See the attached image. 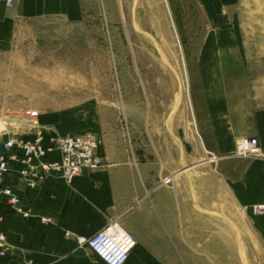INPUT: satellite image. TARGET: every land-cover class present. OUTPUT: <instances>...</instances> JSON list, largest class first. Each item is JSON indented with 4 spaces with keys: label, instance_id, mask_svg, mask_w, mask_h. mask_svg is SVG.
<instances>
[{
    "label": "crops",
    "instance_id": "obj_1",
    "mask_svg": "<svg viewBox=\"0 0 264 264\" xmlns=\"http://www.w3.org/2000/svg\"><path fill=\"white\" fill-rule=\"evenodd\" d=\"M197 3L206 29L192 74L199 142L193 139L218 159L219 178L203 175V181L215 179L224 189L193 188L194 175L180 172L174 128L129 125L126 111L123 124L122 113L98 105L40 111L45 146L51 138L95 134L103 167L69 181L52 173L38 189L12 182L31 217L15 214L0 196V234L6 237L0 264H104L86 240L112 222L135 239L126 264H211L214 246L234 244L228 231L230 218L239 221L236 210L247 215L264 248V214L253 212L264 203V160L235 155L241 137H258L264 148V0ZM54 19L80 25L81 0H13L11 7L0 0V53H22L37 23ZM27 122L19 135L31 141ZM50 160L58 161L59 153Z\"/></svg>",
    "mask_w": 264,
    "mask_h": 264
},
{
    "label": "rangeland",
    "instance_id": "obj_2",
    "mask_svg": "<svg viewBox=\"0 0 264 264\" xmlns=\"http://www.w3.org/2000/svg\"><path fill=\"white\" fill-rule=\"evenodd\" d=\"M81 3L80 25L42 21L22 53H0V140L25 130L28 110L98 105L122 113L123 124L126 111L129 125L159 124L179 132L180 172L194 175V189L211 184L214 192L223 190L215 179L203 181V175L219 178L218 159L193 139L199 142L192 74L206 29L197 0ZM83 97L105 100H77ZM229 207L232 212L231 200ZM236 211L239 221L230 218L228 231L234 244L214 246L211 264H264V248L247 215Z\"/></svg>",
    "mask_w": 264,
    "mask_h": 264
},
{
    "label": "built area",
    "instance_id": "obj_3",
    "mask_svg": "<svg viewBox=\"0 0 264 264\" xmlns=\"http://www.w3.org/2000/svg\"><path fill=\"white\" fill-rule=\"evenodd\" d=\"M13 5V0H7ZM29 133L34 135L31 141L17 133H11L1 141L0 151V196L6 198L9 208L24 218L31 217L21 199L14 192L12 182L25 188L38 189L52 173H60L69 181L84 171H94L103 167L97 154L99 139L95 134L86 133L65 137L51 138L50 146L43 143V131L38 124L39 112L26 111ZM57 151L59 160H50L51 153ZM235 155L245 158L264 160V148L258 137H241L236 141ZM215 157H213L214 159ZM170 182V179L165 181ZM255 214H264V203L253 207ZM42 221H49L42 218ZM118 223L112 222L102 231L94 234L86 243L91 251L104 264H126L130 252L135 246L133 235L125 230L117 237ZM6 248V237L0 234V249Z\"/></svg>",
    "mask_w": 264,
    "mask_h": 264
},
{
    "label": "bare ground",
    "instance_id": "obj_4",
    "mask_svg": "<svg viewBox=\"0 0 264 264\" xmlns=\"http://www.w3.org/2000/svg\"><path fill=\"white\" fill-rule=\"evenodd\" d=\"M123 234V229L120 227L116 230L117 237H120Z\"/></svg>",
    "mask_w": 264,
    "mask_h": 264
}]
</instances>
